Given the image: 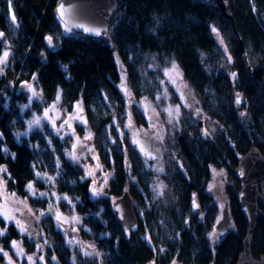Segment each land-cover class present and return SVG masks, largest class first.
I'll return each instance as SVG.
<instances>
[{
  "label": "trees",
  "instance_id": "1",
  "mask_svg": "<svg viewBox=\"0 0 264 264\" xmlns=\"http://www.w3.org/2000/svg\"><path fill=\"white\" fill-rule=\"evenodd\" d=\"M56 1L11 0L9 7L8 0H0V33H4L0 55L9 52L8 64L0 75V130L7 137L5 143L0 134V161L5 155L10 170L27 180L32 177L33 162L41 171H55V154L63 155L58 136H53L52 143L54 150H59L56 152L43 138L42 130L17 137L30 115V110L22 111L24 94L17 92L23 82L36 78L46 103L56 101L58 94L68 109L82 101L88 122L107 147L109 126L126 107L120 88L122 73L126 75L127 88L135 95H150L157 90L156 66L175 61L199 92L205 114L219 125L218 134L210 137L204 133V119H195L190 113L185 128L175 139L185 172L194 181L188 186L186 178H180L183 183H176V193L182 199L187 190L192 197L196 193L201 209L209 210L206 219L200 220L194 212L190 224L174 214L179 207L166 210L162 219L155 221L158 225L166 223L164 236L170 237L171 243L166 244L160 233L154 234L157 240L147 243L134 234L127 237L108 199L88 201L83 209L89 212V208H103V214H90L88 221L110 256L108 264H174V260L179 264H235L243 250L248 224L236 199L240 184L231 169L253 146L264 153V0H227L234 21L213 0H121L110 22L113 50L104 41L83 38L80 33L64 38L53 14ZM48 36L53 37L52 46L46 40ZM238 93L243 98L240 104L236 103ZM117 156L123 164V154ZM72 166L66 164L64 170L58 171L66 182L81 173ZM216 166L230 172L229 203L236 227L213 244L208 232L219 205L206 187ZM63 187V191L69 190L67 185ZM192 197L186 195L189 206H184L182 212H193ZM0 224H5L2 217ZM45 235L61 236L62 232L51 225ZM8 237L1 236V240L8 243ZM57 243L63 241L57 239ZM252 252L256 257L264 255L261 218ZM65 253L70 252L66 249ZM0 264H9L2 253Z\"/></svg>",
  "mask_w": 264,
  "mask_h": 264
},
{
  "label": "rangeland",
  "instance_id": "2",
  "mask_svg": "<svg viewBox=\"0 0 264 264\" xmlns=\"http://www.w3.org/2000/svg\"><path fill=\"white\" fill-rule=\"evenodd\" d=\"M8 60L9 56L7 58L6 64H8ZM173 62L178 66V70L182 74V83L178 81V84L185 93V101H182L180 99V95L177 91L176 86L170 84L163 73L164 69L171 68ZM4 66L6 65H0V67L3 68ZM155 69L157 71V90L154 94L155 97L142 96L137 97L133 100L132 97L134 96V93L129 90L131 92V97L126 96V107L124 112L120 116L114 117L113 124L109 126L108 133L110 137V142L108 143V146L112 141L111 138H114V143H116V145L118 147H121L122 149L123 160L124 158L125 160H127V158H130V160L132 159L133 165L139 170L140 175L139 180L138 178H131V181L137 186V188H141L142 190L145 189L146 192L144 193L141 189H139L136 193L139 198H141V195H143L144 193L146 199H144V204H142L143 200L141 198V200L138 201L139 205L134 207L135 212L139 215V220L141 221V223L138 231H133L131 234L136 235L140 240L144 242L143 238H141L142 231L140 232V230H144L146 232L145 234L148 235L150 239L153 236V238L156 240L159 237L154 236V234L158 235V233H160L161 239H164L166 244H169L171 243V239L170 237H165V231H163L165 229L163 227L167 226L166 223L163 222L162 224L159 223L158 225L157 221H155L157 219L161 220L166 210H173L174 208L177 209L179 207L178 210H174V214L179 220H184L186 218V223L190 224H192L191 220L192 218H194V212L197 213V217L200 220H205L207 216V211L209 213L208 209L207 211L206 209L195 210L192 206V203H190L193 210L192 213L182 212L184 211V206H189L185 199L186 195L192 197V193L188 190L185 191L184 198L182 199L181 195L176 193L175 185L177 182L180 184L183 183L180 178H186L188 186L193 185L194 181L190 179V176L187 171L181 173L180 169H178L180 168V166H182V169L185 170V164L183 167V164L178 161L176 157V154L178 152V147L176 145L175 140L177 132L182 128V126L183 129L185 128L183 124L188 120L190 112L191 114H193V118L204 119V133H207L206 135H209L210 137H214L218 134L219 125L215 120L208 117L203 111V107L201 104L202 99L200 97V94L185 78L183 69L180 64L175 61H169L168 63L162 64L159 67L156 66ZM161 81H164V84H161ZM184 84L187 85L186 88L183 87ZM28 85H31L32 88L39 95L33 96L32 91L29 89ZM165 88H167V98H164L162 96L160 100H157L156 96L162 94ZM17 92H21L25 96L24 102L22 103V111L24 113L29 109L31 111L36 110V112H32L31 117L25 120L26 129L23 131L19 130L17 132L18 137L27 136L30 132L35 131L37 129L38 131H43V138H45L49 142L52 141L53 143V136H58L60 138V146L62 147L63 155L61 157L64 158L63 161L68 163V165L82 167L83 174L77 175V179L80 178L79 180L81 181L88 180L90 182V187H92L91 184L94 181L93 183L97 185L99 190H101V194L95 197H101L103 195L106 196V189L108 186H110L109 182L113 181L112 178L114 176V171L106 167V162L109 156V153L107 152L108 147H103L104 142L101 140L100 137L97 136L94 128L88 122L89 115L84 107L83 102L78 101L81 103L83 111H85L87 114V124L81 123L78 120H72L70 121L71 128H69L67 125L61 127V125L64 124V121L68 119L70 115L74 116L76 114L75 106L78 102H76L71 109L66 108L62 103L61 99H59V102L54 101L52 103H46L34 79L31 81L23 82L19 86ZM145 98H147V102H150L152 108L155 109V112L159 113V115L156 116L149 112L148 115H152L151 121H149L148 116H146L144 113L142 102H144ZM242 99L243 98L240 97L241 103ZM129 100H131L132 102L129 103ZM53 103H56V110L49 111L48 115L52 118L50 120L48 118H45L44 113L45 110L49 109ZM185 103L189 104L190 107H185ZM25 105H27V107H25ZM176 105H180V115L178 119H172L170 123L168 114L164 111V109L169 106L174 109ZM135 111L140 112L141 114L143 113L145 123L142 125L138 124V126L140 127V129H142L144 132L151 136L153 147L158 150L160 154V158L158 160L155 159L153 161H148L144 159V165H142V162L139 159V153L135 148L136 146L134 147V145L132 146L131 144L133 143L131 135L133 128L129 129L125 127V125L128 123L129 112L131 113L133 126L137 125L135 124ZM140 113H138V115H140ZM36 117L40 118V125H33L31 128H29V122ZM53 120L54 124L52 122ZM151 124H155L156 127H151ZM73 129L75 130L74 134ZM89 133L91 134L92 138L90 139V141H85L84 137ZM158 136H162L163 139H158ZM77 137H79L80 140L84 142L83 144L77 145L78 151L75 152V154L79 157V159L74 160L68 155V153L73 151L72 146L73 144L77 143ZM89 149H93V151H89ZM56 151L59 150L56 148ZM93 157H97L98 159H94ZM97 163H99L100 165L99 168L96 167ZM0 167L2 166L0 165ZM161 168L163 169L162 171L159 170ZM90 170L93 171V175L88 176L87 172ZM50 171L51 172L46 171L41 173V176L39 177V182H41L40 188H38L39 182H31L33 184L34 190L37 193L36 196H39V193H47V195L43 196L42 198H46L49 196L50 202H54L56 205H58L54 206L51 204L52 211L50 213L48 212L49 206H33V195L29 191L27 193V197L15 193V198H13L11 194L14 192H12V190L10 191L6 186L4 172H0V205H3L4 198H7V209L9 211V214L15 216L17 220H20L27 227L28 232L31 233V237H29L27 234L21 233L14 220H7L2 217L5 221V224H0V229H6L3 236H10V238L8 237L10 241L8 243H5L1 240L0 236V248H3L4 251L9 254L13 261V264H29V261L26 258L27 256H33V259L35 260L36 264H49L47 257L50 258L51 254H54L53 252H63V257H67L65 260V264H108L110 256L108 252L101 247V244H99L94 230H91L88 221L90 214H96L99 216L100 214H103V208L100 207L96 210H92L91 208H89L90 211L88 212L84 211L83 206H75V200L70 195L61 193L59 191L58 177L57 183L55 182V173L59 171V168L55 171ZM216 173L220 174L216 175ZM44 174H46V176ZM179 174H181V177H179ZM47 177H52L53 179L49 181ZM105 177H107L106 182ZM210 179L211 180H209L206 189L210 194H212L214 202L219 205V212L217 213V217L214 221L211 230L208 232V235L211 238L210 241L214 244L219 242L227 232L231 231L236 226L234 218L232 217V221L227 232L218 234L215 227L218 221L222 218L223 208H221V205H223L226 200L229 201L230 193L228 192V187L231 186L230 183L232 180L230 178V172L223 167H213ZM50 182L56 183V187L52 189V192H49L47 187H45L43 184L46 183L48 185ZM160 185H163L162 194H158L161 192V189L159 187ZM210 186H212L211 190ZM193 192L196 191L194 190ZM65 196H67L69 200H71V203H69L68 200L63 199V197ZM57 197H60V199H57ZM113 197L114 196H109V199H112ZM25 198L27 208L23 204L16 203V200L23 201L25 200ZM101 199L95 201H100ZM198 199L200 201V204H202L199 196ZM28 208L32 209V213L28 212ZM16 209H19V211H17ZM41 212H44L45 215L41 216ZM57 212L61 213L63 218H67L68 222L64 223L63 219L58 222L56 219ZM36 217H39V219L37 220ZM72 217H79V220H72ZM170 223L171 221L168 220V228ZM51 225L57 226L63 232L65 236L64 243H56L55 245H53L54 241L51 239L48 240V235H45V232L47 231V228ZM73 229H75V231ZM139 232L141 233V235ZM213 232H215V235H210ZM13 240L17 241L20 246L24 249V256H17L15 254V250L12 247ZM69 241H72V243H69ZM38 245L42 247L38 249ZM89 245H92L93 247H89ZM49 246H52L51 254L49 253ZM66 249L70 250H68L70 252L68 255H65L66 253L64 250ZM213 251L215 252L214 248ZM41 256H43V260L39 259V257ZM195 257L196 256H194L193 258ZM6 259L9 263L7 257ZM173 262L174 264H179L178 260H174ZM152 263L153 261L146 264Z\"/></svg>",
  "mask_w": 264,
  "mask_h": 264
},
{
  "label": "water",
  "instance_id": "3",
  "mask_svg": "<svg viewBox=\"0 0 264 264\" xmlns=\"http://www.w3.org/2000/svg\"><path fill=\"white\" fill-rule=\"evenodd\" d=\"M213 1L228 19L234 21L233 16L228 12L229 4L227 0ZM120 2L121 0H57L53 14L60 25L64 38L70 37L73 33H80L83 38L104 41L108 48L113 50L114 43L109 30L110 22ZM61 3L65 6V18L69 26L72 27L71 32H65L64 24L59 19L57 8ZM77 24H83L86 27L106 29L107 34L102 33L100 36H96L92 33L84 32L81 28L75 27ZM82 115L87 123L86 112L83 111ZM135 131L138 130L136 129ZM138 139L147 151L151 153V156L148 157L154 159L156 153L152 149L149 136L139 131ZM135 146L141 155L147 156L140 151L138 145L135 144ZM231 172L240 184L236 199L240 211L248 224L246 235L242 240L243 250L240 252L235 264H264V255L256 257L252 252V244L258 229L259 220L261 218L264 221V153L257 146H253L239 159L238 165L233 167ZM241 172H243V175H241ZM193 199L199 205V207L193 208L195 210H201L198 195L193 194ZM113 209L127 237H130L133 231L138 230L139 221L133 205V198L129 191H125L122 196L116 199ZM232 217L231 205L226 200L224 202L222 218L215 226L218 234L229 230Z\"/></svg>",
  "mask_w": 264,
  "mask_h": 264
},
{
  "label": "flooded vegetation",
  "instance_id": "4",
  "mask_svg": "<svg viewBox=\"0 0 264 264\" xmlns=\"http://www.w3.org/2000/svg\"><path fill=\"white\" fill-rule=\"evenodd\" d=\"M4 69H5V66H4L3 70ZM34 81L36 82V78H34ZM36 85L38 86L37 82H36ZM39 89H40V87H39ZM155 93H156V91L154 93L150 94V95L147 94V95H140V96L139 95L137 96V95L133 94L134 96L132 97V99L134 100L137 97H142V96H149V97H153L154 96L155 97V95H154ZM124 99H126L125 94H124ZM32 112L34 113V112H36V110H32V111L30 110L29 117H31ZM138 113H140V112L135 111V117H136L135 124H137V125H134L133 130L131 132L132 139H133V132L137 129L138 131L148 135L150 140H151V143H152L151 136L149 134H147L146 132H144L142 129H140V127L138 126V124L142 125V124L145 123V118H144L143 113L142 114L140 113V115H138ZM25 129H26V124H25L24 128L21 129V130L23 131ZM182 130H183V126L177 132V134H179ZM32 132H34V131H32ZM32 132H30L29 135H27V136H30L32 134ZM1 133L2 132L0 130V134ZM1 135L3 137L4 142L6 143L7 137H5L3 134H1ZM17 137H18V133H17ZM19 138H21V137L19 136ZM19 138H18V140H19ZM111 139H112V141H111L110 145L107 146L108 148L103 145L104 148H107V152L109 153L108 160L106 162V167L110 168L112 171H114V176L112 178L113 181H110L111 183L109 182L110 186H108L107 189H106V193H107L106 196L103 195L101 197H94L92 195L91 189L93 187H96L98 189L97 185H95L93 183L94 181L91 184L92 187H90V182L88 180L87 181H81V180H79L80 179L79 178V179L74 180V181L66 182L63 179V177H62V173H60V172L55 173L54 179H55L56 183H57V177L59 178V183H58L59 191L61 193H65V194L70 195L75 200V206H88V201L93 202V201L99 200L101 198H107L111 202L112 206H114V202L116 201V199L119 198L120 196H122L125 191H129L130 192V194H131V196L133 198L134 207L139 205L138 201L141 200V198H142L143 201H144V199H146V197L144 195V193H146L145 189L142 190L141 188H137V186L131 181V178H133V179H137L138 178V180H139V175H140L139 170L134 167L133 161H132V159L130 160V158H127V160H125V158H124L123 164H122V161L117 156L118 153H122V149H121V147H118L116 145V143H114V138H111ZM87 141H90V140H87ZM51 143H52V141H50V145L53 147V150H54L55 147ZM131 144H132V146L134 145V147H135L134 143H131ZM151 146H152V149L156 153V157L154 159H150L148 156H143V155H141L138 152L139 153V159L141 160L142 165H144L143 164V160L144 159H146L148 161H153L155 159L158 160L160 158V154H159L158 150H156L153 147V143L151 144ZM136 150H137V148H136ZM54 151L56 152V150H54ZM77 151H78V147H76V149H75V152H77ZM55 156L57 158V164L59 162V166H58L59 170L60 171L64 170L66 168L65 165L68 164V163L64 162L60 156H58L56 154H55ZM176 157H177L178 161H180L183 164V167H184L185 163H184L183 158L181 156H179V151L177 152ZM2 160L3 161H0V165L3 168H6V172H4V176H5V179H6V186L8 187V189L10 191L12 190V192L18 193V194H20V195H22L24 197L25 196L27 197V193H28L27 185L29 184V182H33V183L39 182L40 178L36 175L37 173H42V172H46V171L47 172H51L50 170H46V171L39 170L36 167L35 163L33 162L34 168H33V173H31L32 177L30 178V176H29L28 179L26 180V179L19 178L18 176L15 175L14 172H12L10 170V168H9V166H10L9 158H7L4 155V158H2ZM72 167H75V166H72ZM77 168L81 169V173H79V175H82L83 174L82 167L79 166ZM175 168H178V167H175ZM175 168H173V169H175ZM178 169H180L181 173H184L185 170H187L186 168H185V170H183L182 166H180V168H178ZM55 182H50L48 185L46 183H43V184H44L45 187H47L49 192H52V189H54V187H56V183ZM40 184H41V182L38 183V188H40ZM64 185H67V187L69 188L68 191H63V190H65V188L63 187ZM121 189H122L121 192H117L118 190H121ZM139 189H141L144 192V193L142 192L143 195H144V198H143V195H141V198H139L136 195V193L138 192ZM194 194H196V193H194ZM109 196H114L113 197L114 200H113V198L109 199ZM32 200H33V206H49L51 204L54 205V206L56 205L54 202H50V197L49 196L46 197V198H42L41 196H36L35 195V196L32 197ZM56 206H58V205H56ZM59 206H62V205H59ZM192 206H193V197H192ZM223 207H224V204H223ZM137 217H138L139 226H140L141 221L139 220V215L138 214H137ZM161 224H162V222H161ZM141 231H144V230H140V232ZM48 238H49L48 240L51 239V240L54 241L53 245H55L57 243V239H61L62 241L64 240L63 243L65 242V236H64L63 232H62L61 236L49 235ZM141 238H143V240H145L147 243L149 242V239H147V238H149L148 235L142 234ZM153 240H154V238L152 236V238L150 239V242L153 241ZM51 247L52 246L48 247L50 254H51ZM53 253L54 254L53 255L51 254L50 258L47 257L49 264H65V260H66L67 257L66 258L63 257V255H62L63 252H53ZM53 257H55V259H53ZM149 262L150 261H148L146 263H149Z\"/></svg>",
  "mask_w": 264,
  "mask_h": 264
},
{
  "label": "snow or ice",
  "instance_id": "5",
  "mask_svg": "<svg viewBox=\"0 0 264 264\" xmlns=\"http://www.w3.org/2000/svg\"><path fill=\"white\" fill-rule=\"evenodd\" d=\"M8 3H9V7H11V0H8ZM253 11H255V8H253ZM57 13H58L59 19L64 24L65 32L66 33L67 32H71L72 31V27L69 26V23H68V21L65 18L66 17V9H65L64 4L61 3L58 6ZM11 19H12L13 22H15L16 17H15L14 14L12 15ZM75 27L81 28V29H83L84 32L92 33V34H94L96 36H100L102 33L105 34V35L107 34V30L106 29H100V28H96V27H86L83 24H77V25H75ZM212 31H213V33H216L217 37L219 38L218 30L213 27ZM3 37H4V33H0V38H3ZM46 40H47L49 46L53 45V37L52 36L46 37ZM220 43L223 44L222 38L220 39ZM8 56H9V52L8 51H4L3 54L0 55V65H6ZM228 60H229V62H231V57L230 56L228 57ZM2 72H3V67H0V74H2ZM163 73H164V76L166 77L167 81L170 84L176 86L177 91L179 92V95H180V99L182 101H185L186 100L185 93H184V91L181 89V87L178 84V81L182 83V74L179 72L178 66L173 62L171 68L164 69ZM231 75H232L233 78H235L237 74L236 73H231ZM160 83L164 84V81H161ZM28 87L32 91L33 96H38L39 95L38 93H36V91L32 88L31 85H28ZM183 87L186 88L187 85L184 84ZM120 88H121V91L125 94V96L131 97V92L127 88V84H126V75H124L123 73L121 75ZM167 95H168L167 88H165L164 92L162 94L156 96V99L160 100L162 98V96L164 98H167ZM59 99H60V96L58 94L57 98H56V102H59ZM30 100H31V98H30ZM131 102L132 101L129 100V103H131ZM142 103H143L144 113H145L146 116H148L149 121L152 120V115H148L149 112H151L153 115H156V116L159 115V113L155 112V109L152 108L150 102H147V98H145L144 102H142ZM236 103L237 104L241 103L239 93L237 94ZM184 106L185 107H190V105L187 104V103H185ZM25 107H27V105H25ZM75 107H76V114L74 116L70 115L69 118L64 121V124L61 125V127H64V125H67L69 128H71L70 121H72V120H78L81 123H86V120L84 119V117L82 115L83 108L81 106V103L78 102ZM55 110H56V103H53L50 106L49 109L45 110V113H44L45 118H48V119L51 120L52 118L49 117L48 113H49V111H55ZM164 111L168 114L169 122L171 123L172 119H178V117L180 115V105H176L174 109L171 106H169V107L165 108ZM241 115H243V113ZM40 122L41 121H40L39 117L34 118L32 121L29 122V128H31L33 125L39 126ZM52 122L54 124V120ZM125 127L129 128V129L134 127L130 112L128 113V123L125 125ZM151 127L155 128L156 125L155 124H151ZM74 131L75 130L73 129V134H74ZM205 134H207V133H205ZM138 137H139V131H134L133 132V141L132 142L134 144L138 145L140 147V151L143 152L145 155L151 156V153L148 152L147 149L141 144V141L138 139ZM91 138H92L91 134L89 133L88 135H86L84 137V140L87 141V140H90ZM157 138L158 139H163L162 136H158ZM76 139H77V143L73 144V146H72L73 147V151L68 153V155L74 160H78L79 159V157L75 154V149H76L77 145L83 144V142H84V141H81L79 137H77ZM89 151H93V149H89ZM93 158L94 159H98L97 157H93ZM96 167L97 168L100 167L99 163H97ZM159 170L162 171L163 169L161 168ZM0 172H6V168L0 167ZM219 174L220 173H216V175H219ZM36 175L38 177H40L41 173H37ZM44 175L46 176V174H44ZM87 175L88 176L93 175V171H91V170L88 171ZM241 175H243V172H241ZM47 179L49 181H51L53 178L52 177H47ZM106 181H107V177H105V182ZM159 187L161 189V192L158 193V194H162L163 185H160ZM211 187L212 186H210V190H211ZM27 190L33 196L37 195L36 191L33 188V184L31 182H29V184L27 185ZM91 192H92V195L94 197L95 196H99L101 194V190H99V189H97L95 187H93L91 189ZM15 195H16L15 193L11 194V196L13 198H15ZM46 195H47V193H39V196H41V197L46 196ZM57 199H60V197H57ZM63 199L68 200V202L71 203V200H69V198L67 196L63 197ZM16 203L23 204L27 208L26 199L23 200V201L16 200ZM193 207L194 208L195 207H199V205L196 204L195 199H193ZM221 208H223V205H221ZM16 210L19 211V209H16ZM51 211H52V207H51V205H49L48 212L50 213ZM28 212L32 213V209L28 208ZM40 215L43 216V215H45V213L41 212ZM0 217H3L4 219H7V220H14L16 225L19 228V231L21 233L27 234L29 237H31V233L28 232L27 227L20 220H17L15 218V216L9 214V211L7 209V198H4V204L0 205ZM36 219L38 220L39 217H36ZM56 219H57L58 222L61 221L62 219H63L64 223L68 222L67 218H63L62 214L59 213V212H57V214H56ZM72 220H79V217H72ZM73 230L75 231V229H73ZM5 231H6V229H0V236H3ZM210 235H215V232H213ZM147 239H149V242H150V237L147 238ZM69 243H72V241H69ZM12 247L15 250V254L17 256H24L25 255L24 249L20 246V244L17 241H15V240L12 241ZM37 247L39 249L42 246L38 245ZM89 247H93V246L89 245ZM0 253H2L4 257L8 258L9 264H13V261H12L11 257L9 256V254L7 252L4 251L3 248H0ZM86 254H90V253H86ZM26 258L29 261V264H36L35 260L33 259V256H27ZM39 259L43 260V256L39 257ZM53 259H55V257H53Z\"/></svg>",
  "mask_w": 264,
  "mask_h": 264
}]
</instances>
